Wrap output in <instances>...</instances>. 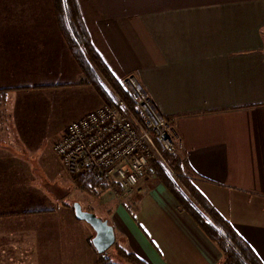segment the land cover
<instances>
[{"label": "crops", "instance_id": "crops-1", "mask_svg": "<svg viewBox=\"0 0 264 264\" xmlns=\"http://www.w3.org/2000/svg\"><path fill=\"white\" fill-rule=\"evenodd\" d=\"M74 3L92 73L53 0H0V264H95V233L68 208L75 194L143 264H222L161 185L118 200L65 171L49 193L40 185L65 127L105 103L97 85L107 95V78L127 77L179 135L191 183L264 264V0Z\"/></svg>", "mask_w": 264, "mask_h": 264}, {"label": "built area", "instance_id": "built-area-1", "mask_svg": "<svg viewBox=\"0 0 264 264\" xmlns=\"http://www.w3.org/2000/svg\"><path fill=\"white\" fill-rule=\"evenodd\" d=\"M123 84L135 102L134 111L111 92L110 103L68 124L52 151L71 179L90 177L114 199L129 194L158 162L175 176L171 159L180 160L183 143L171 122L155 108L133 77Z\"/></svg>", "mask_w": 264, "mask_h": 264}, {"label": "trees", "instance_id": "trees-1", "mask_svg": "<svg viewBox=\"0 0 264 264\" xmlns=\"http://www.w3.org/2000/svg\"><path fill=\"white\" fill-rule=\"evenodd\" d=\"M53 4L59 22L65 24L69 23L71 26V38L70 41L67 42L74 52V56L77 58L81 67L86 69L87 73H92V71L87 68L84 61H82L83 52L80 46L84 44L86 47H88V40L83 35L82 29L79 26L74 0H53ZM79 30H81V36L78 35ZM71 34H73V37ZM77 38H79L81 41ZM108 82L119 92L121 98L124 100L129 110L134 111L135 102L132 96L128 92L124 91L118 81L111 78L108 79ZM97 88L101 93L105 103H110L109 97L105 94L104 90L98 85ZM164 157L168 160L173 159L167 155H164ZM181 163L182 162L180 160H177L176 163H172L173 170L176 175H180V171L182 172L183 167ZM149 169L148 175L156 179V181H158L167 189L174 200L178 203V207L185 211L197 225V227L205 234V236L217 246L223 257L222 264H259L248 246L233 231L229 222L222 218L219 213L208 203L203 195L191 183L190 179L188 180L183 176H180L179 178L183 188L191 195V197L197 203L199 209L193 205V203L191 204L187 198H185V195L184 193H181V190H178L177 184H175V182L172 180V177L167 174L160 163H151ZM75 182L77 183L78 187L88 193L93 192L97 188H102V190H105V187H100L97 182L93 181L87 176L79 178ZM112 248L114 249L112 256H107L104 253L103 255L99 256L95 264H143L127 250L123 239L116 235Z\"/></svg>", "mask_w": 264, "mask_h": 264}, {"label": "rangeland", "instance_id": "rangeland-1", "mask_svg": "<svg viewBox=\"0 0 264 264\" xmlns=\"http://www.w3.org/2000/svg\"><path fill=\"white\" fill-rule=\"evenodd\" d=\"M106 81H108V79L106 80ZM107 83V82H106ZM119 84H120V86L124 89V91H126V92H128L127 91V89L125 88V86H124V84H123V81H119ZM107 85H109V84H107ZM109 86H111V85H109ZM111 92H113L114 94H116L117 96H119V97H121V95L119 94V92L114 88V86L112 85L111 86ZM107 96L109 97V93L107 94ZM55 123H56V125H58V126H62V125H64V124H66V118H65V116H60V117H58L57 119H56V121H55ZM47 143V142H46ZM56 143V142H55ZM54 143V144H55ZM45 147H46V145H45ZM44 147V148H45ZM48 164H46V165H43V164H41L40 165V169H39V175H38V177H39V180L41 181V183H40V185L41 186H43V187H45L46 189H47V187H46V184H49V185H51V186H54V185H52L51 183L52 182H57V181H59V179L60 178H63V172H64V170L61 168V166H60V164H59V162H58V158L56 159V155H54L53 153H52V151H51V153H48ZM172 162H174V163H176V161L177 160H174V159H172L171 160ZM179 161V160H178ZM150 170V169H149ZM149 170L147 171V173L145 174V176H144V178L139 182L140 184L141 183H144V188L146 189V190H149V189H151V188H155L157 185H161L162 187H164L162 184H160L158 181H156V179H154V178H152L151 176H149L148 175V172H149ZM64 175H65V179L67 178V179H69L70 177L66 174V173H64ZM67 176V177H66ZM180 176L182 177H185V178H187L188 180H189V178H188V175H187V173H186V171L184 170V168L182 169V172L180 171V175L178 174V175H176L175 174V176L174 177H172V180L175 182V184H177V188H178V190H181L182 192V194L184 193V195H185V198H187L190 202H191V204L193 203V205H195L198 209H199V207L197 206V203L194 201V199L191 197V195L187 192V190H185L184 188H183V185H182V183H181V181L179 180V178H180ZM64 179V178H63ZM66 179V180H67ZM71 179V178H70ZM72 180H77V179H72ZM27 181H28V179H27ZM65 181V180H64ZM25 187V186H24ZM137 187H140V185H138ZM65 189L64 190H66L67 189V187H64ZM136 188V187H135ZM134 190V189H133ZM63 190L62 189H60L59 190V192H62ZM85 191V190H84ZM135 191H136V189H135ZM47 192L49 193V190L47 189ZM86 192V191H85ZM133 191H131V193H132ZM88 193V192H87ZM75 196H76V194L74 195V196H72V197H70V200H69V203H68V208H70V209H72L73 208V204H75V203H77L76 202V200H75ZM113 197V196H112ZM114 198V197H113ZM118 200V199H117ZM105 201H101L100 203L102 204V203H104ZM176 202V201H175ZM177 203V202H176ZM177 206H178V203H177ZM179 209H181L180 207H179ZM182 210V209H181ZM183 211V210H182ZM185 212V211H184ZM186 213V212H185ZM187 214V213H186ZM190 218V217H189ZM191 219V218H190ZM192 220V219H191ZM193 221V220H192ZM114 253V249L112 248V246H111V248H109L108 249V251L107 252H105V254L107 255V256H112V254ZM102 255V254H101Z\"/></svg>", "mask_w": 264, "mask_h": 264}, {"label": "water", "instance_id": "water-1", "mask_svg": "<svg viewBox=\"0 0 264 264\" xmlns=\"http://www.w3.org/2000/svg\"><path fill=\"white\" fill-rule=\"evenodd\" d=\"M74 215L77 220L88 224L95 235L91 240V244L98 254L105 253L114 243L115 236L113 228L91 212L83 211L79 203L73 204Z\"/></svg>", "mask_w": 264, "mask_h": 264}]
</instances>
